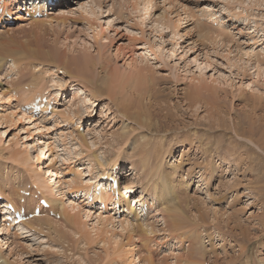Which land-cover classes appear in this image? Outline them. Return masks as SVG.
<instances>
[{
  "label": "rangeland",
  "instance_id": "rangeland-1",
  "mask_svg": "<svg viewBox=\"0 0 264 264\" xmlns=\"http://www.w3.org/2000/svg\"><path fill=\"white\" fill-rule=\"evenodd\" d=\"M123 1L58 0L63 21L0 14V208L49 205L15 225L0 209V264H187L192 229L194 264H264V149L233 130L264 135V0Z\"/></svg>",
  "mask_w": 264,
  "mask_h": 264
},
{
  "label": "bare ground",
  "instance_id": "bare-ground-1",
  "mask_svg": "<svg viewBox=\"0 0 264 264\" xmlns=\"http://www.w3.org/2000/svg\"><path fill=\"white\" fill-rule=\"evenodd\" d=\"M42 2V4H44L43 5V7L44 6H46V7H44V10H46L47 8V11H45V13L41 16V17H39V18H32V16H33V14H32V12L30 13V17H29V19H32V21L31 22H37V21H40V22H44L45 20H46V18H48L49 20H51V19H53L54 18V20L55 19H58V20H64V19H66V17L65 16H62L61 14H59V15H57V16H54V17H52V18H50L49 16H48V14H49V9H53V7L51 8V7H49L48 5H47V0H39V2ZM63 1V0H62ZM114 1V0H113ZM119 1V0H118ZM123 1V0H122ZM125 1V0H124ZM123 1V2H124ZM127 1V4H129V5H131V6H135V7H137V8H139V7H142L143 8V11L145 10V9H148V5H149V2L151 3V1L152 0H126ZM126 1L124 2V3H126ZM164 1H167L169 4L170 3H173V2H175V1H178V0H163V2ZM20 2H26V1H24V0H10V1H5V0H0V8H1V12L3 13V12H8V13H11V10H10V7H12L13 9H18V10H21L22 8L19 6V4H20ZM27 3V2H26ZM56 3V2H55ZM65 3V2H64ZM64 3L63 2H60L59 3V5H56V6H58L60 9H62V8H64L65 7V5H64ZM6 4V5H5ZM5 5V6H4ZM4 6V7H3ZM31 6H33L32 8L33 9H35L34 7L36 6L35 5V2L34 1H32L31 2V4L30 5H28V8H30ZM84 6L85 5H80V10H83V8H84ZM139 6V7H138ZM169 7V6H168ZM170 8V7H169ZM12 9V10H13ZM85 9V8H84ZM32 10V9H31ZM40 11V10H39ZM86 11V10H85ZM17 12V11H16ZM33 13H35V12H33ZM7 14V13H6ZM84 14V13H83ZM168 14V13H167ZM166 13H163L162 15H160V17H158V19H168V21L170 22L171 21V19H170V17L167 15ZM4 15V14H3ZM5 17V16H4ZM43 17V18H42ZM17 18H23V16L20 14V13H18L17 14ZM3 19V18H2ZM2 19H0V21L2 20ZM6 20V19H5ZM4 22V21H3ZM2 22V23H3ZM47 22V21H46ZM201 23V22H200ZM163 24H165V23H163ZM2 25V24H1ZM207 27V26H206ZM202 33V32H201ZM221 33V31H219L218 32V34H220ZM200 34V33H199ZM218 34L216 35V36H218ZM222 35V34H221ZM215 36V37H216ZM37 41H35V43H36ZM34 43V44H35ZM39 44V43H38ZM22 46H23V44H22ZM39 47H41V46H39V45H35V47L33 48V47H31V46H29L28 44H27V48H28V50H29V55H30V57L31 58H33V59H39V60H41V61H48V60H52V61H54L55 59H57V57H56V54L53 52V53H49V52H45V51H43L44 49H40ZM1 48V47H0ZM27 50V51H28ZM21 51V50H20ZM17 52H19L18 50H17ZM2 53L0 52V62H2V60H3V57H2V55H1ZM8 54V53H7ZM9 54L11 55V56H13V55H15V51L12 53V51L11 52H9ZM15 57V56H14ZM80 60V58H71L70 60H69V63H70V66L71 65H73L76 69H79V71H83L84 69H86V68H88V66H91V64H93V61H91V59L89 58V57H85V58H82V60ZM12 60H14V59H12ZM63 59H61V61H62ZM40 61V62H41ZM40 62H38V63H40ZM65 63H67V61L65 62V61H63V68L66 70V68L68 67V65H66ZM70 69V68H69ZM71 71V70H70ZM78 70H73L72 72H70V74H71V77H77V76H79L80 75V72H79ZM68 73H69V70L67 71ZM82 76V75H81ZM87 80V82H88V84H90V85H95L94 84V81L89 77V78H87L86 79ZM103 80H104V82L106 83V84H108V85H113L114 83H115V79L111 76V74L108 72V70H104V75H103ZM100 82H103V81H100ZM87 85V84H86ZM87 87V86H86ZM108 88H111V87H109V86H107ZM89 92H91V93H93V91H89ZM16 110V109H15ZM143 115V113H140L139 112V115H136V117H139V116H142ZM132 126V125H131ZM138 127H139V125H137ZM136 127V126H135ZM125 129V128H124ZM130 129V128H129ZM131 129H133V127H131ZM233 130H234V132L236 133V134H241L242 135V137H245L248 141H250L251 143H253V144H256L259 148H263L264 149V135H261V136H259L258 138H256L257 140H255L254 138H253V133H252V131L250 130V129H248V130H244L242 127H241V124H237L236 122L233 124ZM128 131V130H127ZM240 136V135H239ZM238 144V143H237ZM263 147H262V146ZM13 155L15 156L16 155V152H14L13 153ZM242 157H243V155H242ZM15 158V157H14ZM16 159H18V161H20V160H22V161H24L25 160V162H26V159L25 158H23V157H18V158H16ZM207 161V160H206ZM209 161V160H208ZM205 162V161H204ZM206 163V162H205ZM209 163V162H208ZM204 164V163H203ZM202 166V165H201ZM204 166V169L206 168V164H204L203 165ZM154 171V170H153ZM175 171V170H174ZM155 172V171H154ZM118 175H119V177L121 178V176H120V174L118 173V172H116ZM117 177V176H116ZM44 178V177H43ZM41 181V180H40ZM45 181V180H44ZM74 180L73 179H71L69 182H73ZM155 181V180H154ZM40 183H42V182H40ZM57 183V182H56ZM39 186V185H38ZM41 186V185H40ZM41 187H45V190L47 191V188H46V186L43 184V186H41ZM1 189V188H0ZM16 189V188H15ZM14 191V190H13ZM17 191V190H16ZM16 191H15V193H16ZM113 192L115 193V190H113ZM13 193V192H12ZM17 194V193H16ZM5 196V195H4ZM161 196V195H160ZM7 198V204H6V202L5 201H3L4 202V205L3 206H5V205H8V203H10V201H12L10 198H9V196L8 197H6ZM158 198V197H157ZM159 199V198H158ZM10 200V201H9ZM15 200V199H14ZM14 200H13V202H14ZM32 200V199H31ZM37 200V199H36ZM49 200V199H48ZM47 200V201H48ZM161 200V199H160ZM17 201V200H16ZM46 201V200H45ZM50 201V200H49ZM12 202V206H13V212H15V211H17L16 210V207H15V205H14V203ZM56 202V201H55ZM63 202V201H62ZM140 202V201H139ZM1 203V202H0ZM16 203V202H15ZM68 203H69V201H68ZM20 204V203H19ZM36 205H39L38 203L36 204ZM35 205V206H36ZM67 205V204H66ZM133 205H135V203H133ZM63 206H65V204L64 205H62L61 207L62 208H64L65 209V207H63ZM23 207H25V206H23ZM68 207H70L71 208V210L72 211H74L75 212V210H76V208L78 207L76 204H73V202H70V204L69 205H67V207L66 208H68ZM134 207V206H133ZM133 207H132V209H131V211H133ZM61 208V209H62ZM139 208V207H138ZM20 209V208H19ZM64 209H62L63 210V212H64ZM6 210V209H5ZM35 210V208L33 209V211ZM61 210V211H62ZM134 210H135V208H134ZM31 211V210H30ZM30 211H28L29 213H31ZM68 211V210H67ZM170 211V210H169ZM5 212H7V211H5ZM85 213V212H84ZM7 214V213H6ZM6 214L4 213V215L6 216ZM64 214V213H63ZM70 214V213H69ZM101 214H98L95 218H96V220L93 222V225H94V223H95V225L97 226V224H99V222H101L102 224H103V222L106 220L105 218H102L101 216H100ZM87 216H89V215H86V217ZM71 217V216H70ZM104 217V216H103ZM123 219V218H122ZM122 219H120V220H122ZM12 220H14V218H12ZM29 220V219H28ZM79 220V219H78ZM6 221V220H5ZM41 221H43V220H41ZM43 222H46V221H43ZM108 222V221H107ZM83 223V222H82ZM121 223V225H123L122 224V222H120ZM25 224V223H24ZM27 225V224H26ZM84 225V224H83ZM99 225H101V224H99ZM93 228V227H92ZM96 230H98V229H96ZM193 230V229H192ZM191 230V232L190 233H188V234H186V235H184L185 237H187V238H189V240H190V242H189V246H190V250L189 251H191V252H189L188 254V263L187 264H194V261L193 260H191L192 258V254H196V255H200L201 253H205V250H204V246L202 245V243H201V239H200V234H198L196 231H195V229H194V231H192ZM104 231V230H103ZM123 232V231H122ZM243 237L246 239V237L243 235ZM189 249V248H188ZM148 254V253H147ZM149 255V254H148ZM187 255V254H186ZM5 264H7L6 262H5ZM147 264H154L153 263V260L151 259L150 260V262H148Z\"/></svg>",
  "mask_w": 264,
  "mask_h": 264
}]
</instances>
